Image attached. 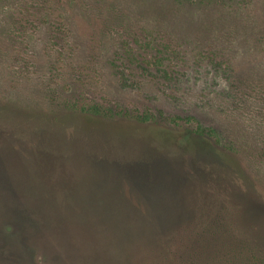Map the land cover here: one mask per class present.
Wrapping results in <instances>:
<instances>
[{"label":"rangeland","instance_id":"1","mask_svg":"<svg viewBox=\"0 0 264 264\" xmlns=\"http://www.w3.org/2000/svg\"><path fill=\"white\" fill-rule=\"evenodd\" d=\"M5 6L0 264H264V0Z\"/></svg>","mask_w":264,"mask_h":264},{"label":"trees","instance_id":"2","mask_svg":"<svg viewBox=\"0 0 264 264\" xmlns=\"http://www.w3.org/2000/svg\"><path fill=\"white\" fill-rule=\"evenodd\" d=\"M0 1H2V2H4L3 4H1L0 5V9H2L3 10V12L5 13V15L9 18V17H13V19H12V21H11V26L9 25V27L8 28H10V27H13L14 29L18 26V21H19V19H16L17 18V15H16V13L15 12H13V10L12 9H10V8H7V6H5V5H9V1L10 0H0ZM33 1H36V0H33ZM38 2L40 1V0H37ZM176 1H179V2H197V3H206V2H219V1H223V2H225V3H235V2H238V3H242V2H245V1H247V0H194V1H192V0H176ZM4 7V8H3ZM104 108H101V107H96V106H91L90 108L88 107V108H85L83 105H81V106H76V107H74L73 108V112H70L71 114H69L72 118H75V119H77L78 121H79V123L80 124H82V122L83 123H85V124H93V123H95V122H98L99 121V117L100 116H110L109 114L111 113V112H107L106 110H103ZM141 117V118H140ZM140 117H138V119L139 120H141V121H150V119L151 118H148V117H146V116H140ZM143 118V119H142ZM78 124V123H77ZM79 126V125H78ZM91 127L93 128V126L91 125ZM201 134H203V133H201ZM43 150H45V148L43 149ZM225 160H226V162H227V164L231 167V162L232 161H230V159L229 158H227V157H225L224 158ZM221 166H223V167H225V168H227L225 165H221ZM232 170H233V168H232ZM259 245V244H258ZM260 250V249H259ZM261 251V255H262V257H261V255L260 254H258L260 257H258V255L257 254H252V258L254 259V260H258L257 258H259V259H261L260 261H264V250H260ZM263 253V254H262Z\"/></svg>","mask_w":264,"mask_h":264}]
</instances>
